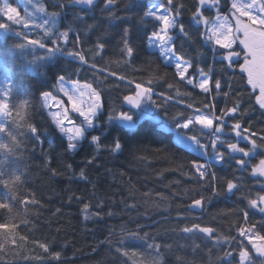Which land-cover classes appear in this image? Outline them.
Listing matches in <instances>:
<instances>
[{"label": "trees", "instance_id": "16d2710c", "mask_svg": "<svg viewBox=\"0 0 264 264\" xmlns=\"http://www.w3.org/2000/svg\"><path fill=\"white\" fill-rule=\"evenodd\" d=\"M10 1L24 11L25 7L20 0ZM38 2L44 4L48 12L57 10L52 7V0ZM175 2L185 5L179 21L193 38L189 41L180 33H174L177 50L190 59L194 66L199 64L207 70L209 65H213L214 78L221 79V89L218 92L213 87L211 94H204L199 89L180 82L175 76L174 66L166 64L158 51L148 47L147 36L153 30H158L157 23L151 18H146L148 23L142 22L148 0H116L109 7H105L103 0H96L93 8L66 4L58 20V30L64 31L71 26L74 32L80 33L81 43L75 50L83 51L89 63L80 64L79 61L57 54L58 65L57 61H53L38 69L45 74L42 78L26 67V62L33 57L44 56L45 49L28 46L23 53L13 52V44L26 41L13 35L5 37L0 33V87H5L7 82H14L15 98L31 101L32 106L28 109L25 120L38 128L43 141H36L27 127L7 124L16 135L19 146L14 154L8 156L0 150V171L21 176L23 182L18 189L20 199L13 201L14 215L18 214L16 223L19 224L20 219H26L28 223L20 224L15 230V244L0 236V242L4 243V248L0 250V264H134V261L139 264L141 259L162 260V264H223L218 257L223 256L224 251L236 248L243 239L237 232V227L246 226L243 211L249 213V223H256L257 228H260L264 214L249 208L246 197L250 195L255 198L258 193H264V178L251 175V167L264 158L260 154L264 149H257L245 171L238 170L235 160L228 157V149L223 145L219 146V150L226 153L225 162L217 163L210 147V132H200L199 125L185 131L200 137L202 144L209 145L207 155L201 156L174 139L173 129L176 128L177 121L172 117L177 113H184L185 117L193 115V109L186 106L189 103L205 113L209 109H204L203 104H214L217 114L238 103V112L224 117L226 126L222 135L232 136L231 125L239 122L243 128H249L251 132L258 134L254 137L258 143L260 137L264 136V109L257 104V91L247 84L246 74L241 73L238 66L224 68L227 61L223 65L219 62V54L213 55L214 46L201 44L198 33L204 31V27L195 25L191 19L195 0ZM220 7L219 14L229 10L226 0H221ZM216 14V8L208 10L206 7L204 10V15L209 20ZM77 15L83 19H76ZM87 25L93 27L86 30ZM14 28L32 35L19 25ZM125 28L129 29L128 39L135 50L130 63H124L128 58L121 52V38ZM35 37L43 38L47 43L48 38L44 37L43 32L38 31ZM98 38L105 44V48L99 55H94L89 49L94 50ZM73 39V32H70L69 43L63 45L61 42L62 47L73 50ZM5 48L9 49L7 57L3 53ZM91 64H96L97 67L92 68ZM54 66L66 70L61 73L65 75V79L91 83L101 93L104 104L97 122L98 127L88 130L89 138L82 141L74 152L66 150L68 141L54 127L41 106V90L57 92L52 77ZM5 68L10 69L7 81ZM110 72L142 83L150 78L162 77L154 79L153 84L148 85L154 89L153 99L162 105L160 108L152 106L150 112L159 120L145 116L132 130L123 128L117 121L110 122L108 116L113 110L115 115L121 111L130 112L134 119L140 111L132 109L123 101L124 95L132 93L134 84H128L127 80L121 81L116 76L109 75ZM190 72L199 78L194 70ZM42 79L47 83L42 84ZM168 83L175 87L168 88ZM177 88L181 94H177ZM160 92H164L166 96L161 97ZM187 92L192 95H184ZM225 92L228 96L224 95ZM178 121L182 123L183 119L178 117ZM161 123L167 127H162ZM91 135H100L102 145L111 144L114 138L119 137L122 150L111 152L105 147L97 150L90 142ZM0 140L10 143L4 133H0ZM239 144L251 147L244 140H239ZM236 155L239 158V154ZM193 159L212 165L209 172L214 171L217 180L211 182L210 178L200 179L195 175L190 163ZM89 160L92 162L88 163ZM52 169H56L58 174L54 175ZM81 170L86 179H81ZM225 178H239L240 190L235 194L214 195L212 184L223 193ZM3 192L0 188V199L3 198ZM201 196L205 198L203 207L190 208L192 200ZM25 198L28 201L34 198L37 203L21 202ZM84 204L91 206L87 213L89 219L84 218ZM95 212H99L100 216L93 215ZM109 212L112 215H108ZM7 219V213L0 210V223ZM192 223L212 227L217 230V236H232L236 240L216 244L202 233L186 234L179 231ZM128 232H138L141 236L148 233V238L132 239L127 236ZM20 236H27V241L20 240ZM34 240L48 243L50 251L44 252L33 243ZM243 242L251 249L246 240ZM152 243L161 245L159 253L147 247ZM195 245L199 247L194 251ZM118 248L141 255L124 256L117 251ZM52 252H60L61 258L53 259ZM250 254L255 264H264V257L255 255L254 250ZM234 256L238 259L236 253ZM36 257L42 259L38 260Z\"/></svg>", "mask_w": 264, "mask_h": 264}, {"label": "snow or ice", "instance_id": "6c2138e0", "mask_svg": "<svg viewBox=\"0 0 264 264\" xmlns=\"http://www.w3.org/2000/svg\"><path fill=\"white\" fill-rule=\"evenodd\" d=\"M116 0H103L105 7L113 5ZM28 4H32L34 9L40 13H44L47 19H44L42 23H37L35 16L29 13L27 7L24 9V15L20 14V11L11 6L5 0L3 6H0V33L5 37L13 35L17 38H22L26 43L17 42L11 46V51L23 53L28 46L32 48L45 49L46 54L42 57H33L32 60L26 62V67H29L38 77H43L45 74L38 71L42 65H50L53 61H57V54L71 58L72 60L79 61L80 64H88L89 61L86 58L83 51L75 50L76 46L81 43V36L79 32H74L71 26H68L66 30L59 31L57 29V20L62 16L63 10L66 4L81 5L87 8H93L96 6V0H52V7L54 10L48 12L44 4L38 3L33 4V0H27ZM221 0H195L194 10L191 12V19L197 26H203L204 31H200L199 37L201 38V44L208 43L213 45V55L219 54V62L223 65L224 61L227 64L224 68L239 67L241 73L246 74L247 84L251 86L253 90L258 89L259 94L256 95L255 100L261 109H264V0H226V6L229 11L224 15H220L221 11ZM185 5L183 3L177 4L175 0H161L159 3H152L144 12L142 22L148 23L146 18H151L158 25V30H153L150 35L147 36V41L150 47H156L162 57L165 58L164 62L174 66L175 76L178 77L180 82L191 86L193 89H199L204 94H211L213 87L217 92L221 89V79L214 78L215 71L213 65H209L207 70L204 67H200L199 64L194 66L190 59H187L184 54L178 52L175 41L174 33L178 32L187 40L192 41V35L185 29V25L179 21V17L184 10ZM207 7L208 10L211 8L217 9V16L211 22L209 17L204 15V10ZM6 17V20H3ZM76 19H83V17L77 15ZM19 25L22 28H37L43 31L44 37H47V43L44 42L43 38L30 39L26 33L16 31L14 26ZM93 25H87V29H91ZM155 27V25H154ZM56 29V31H54ZM73 32L74 39L72 43L74 45L73 50H67L62 47L69 43V34ZM129 29L123 30V36L121 38L122 48L121 52L128 59L124 63H130L131 58L134 54V48L128 39ZM55 39H52V37ZM195 42V41H193ZM52 45L49 47L48 45ZM105 48V44L100 42L99 38L95 43L94 55H99ZM239 48V50H237ZM4 55L7 57L9 49H3ZM203 55L202 53H198ZM242 57L243 62L239 63V59ZM119 63V61H117ZM58 65V61H57ZM92 68H96V64H91ZM198 73L197 78L193 72ZM10 69H4V75L6 81L8 80V73ZM66 70L59 66H54L52 71V77L55 81L54 87L58 91L63 92L68 96V102L71 105V111L78 114L82 118L81 123L77 125L74 120L69 117V108L64 107L62 113H50L53 118L55 128L60 134L67 137V151H77L78 146L82 141L87 140L88 130L95 129L98 127L99 116L102 114L104 104L101 99V93L93 88L91 83L83 85L79 84V81H73L78 87L73 89V92L78 93V98L74 99L73 95L69 94V90L64 87L65 73ZM109 75L116 76L119 80H127L128 84H134V89L131 94L124 95L123 101L131 106L132 109L140 110L137 118L130 112L121 111L118 115L110 112L108 120L117 121L119 124L126 129L132 130L137 127L139 120L144 118L150 112V106L156 108L162 107L156 100L153 99L154 89L148 85H152L154 79H162V77H154L148 79L146 82H136L135 80L128 79L124 75H118L116 72H110ZM42 84H46L47 81L41 80ZM168 88L175 87L174 84L168 83ZM177 94H181L179 88H177ZM161 97H165L164 92H160ZM184 95L191 96L192 93L187 92ZM228 96V93H224ZM87 96L88 102L86 107L82 106L85 102L78 99ZM16 97V85L14 82H7L5 87H0V120L6 121L7 123L0 122V133H4L10 140V143L0 140V150H2L5 156L12 155L15 153L19 146L16 135L13 134L12 130L7 124L15 125L17 127H27L29 132L35 138L36 141L43 143L41 140L40 132L38 128L25 120L28 113V109L32 106L29 99L18 100ZM39 97L42 100V107H49L47 101L54 97L51 91L41 90ZM171 99V97H167ZM63 102H59L57 106H61ZM147 105L148 107H146ZM187 108L193 109V115L185 117L184 113H177L172 119L176 122V127L180 129H190L196 125L201 126L199 131L203 133L205 129L210 132V147L212 149L213 158L217 163L225 162L226 153L219 150V146L223 145L228 149L227 155L231 159L235 160V164L238 166V170L242 169L247 171L249 160L252 155L256 153L257 149H264V136L260 137V142L254 138L258 134L251 132L249 128H243L239 122L231 125V131L235 133V137L238 138L236 142L222 141L220 136L217 135L224 131L226 122L224 117L230 114H236L239 110V104H234L231 108L221 110L219 114L215 112V106L211 103H204L203 108L209 109L208 113H205L201 108H197L194 104H187ZM167 115V113H166ZM178 117L183 119V122L178 121ZM71 125V127L65 126ZM181 143L187 144L191 141L196 146V150L203 151V154L207 155V148L209 145L201 144L200 137L197 135L178 137ZM244 140L251 147L240 146L239 140ZM90 142L96 146L99 150L101 147H105L111 152H117L122 150V143L119 137L113 139L111 144L102 145L100 135H91ZM190 146V145H189ZM239 154V158L237 155ZM264 156V152L260 153ZM248 158V159H245ZM92 161L89 160L88 163ZM2 163V162H0ZM192 169L195 175L200 179L210 178L211 182L217 180V175L214 171L209 172V168L213 167L208 163H201L198 159H193L191 162ZM70 168L71 165H68ZM53 174H58L56 169H52ZM251 175L258 178H264V158H261L257 164L251 167ZM7 176V178H5ZM81 179H86L84 171L80 172ZM20 175L15 173H6L0 171V188L4 190L3 198L0 199V210H3L8 215V219L5 222L0 223V236L4 240L9 241L12 244L16 243V236L14 235L15 230L19 228L20 224H27L26 219H20V223H16L18 214L14 215V204L13 201L20 199L19 185L22 183ZM259 182V181H258ZM264 183V182H262ZM223 193L212 184V191L214 195H221L232 193L240 190L239 178L224 179ZM34 197V194H33ZM247 198L248 207L251 209H257L261 214H264V193H258L255 198L250 195ZM72 197H69L71 200ZM76 199H80L76 197ZM23 203H37L35 199L28 201L26 198L22 200ZM205 202V198L201 196L198 199H193L190 208H202ZM102 205H97L101 207ZM90 204H84L82 211L85 213V219H89L87 214L90 209ZM135 207V205H131ZM59 211V209L57 210ZM95 216H100L99 212L93 213ZM108 215H112L111 212ZM249 213L243 211V221L246 226L237 227V232L243 239L237 244V247L230 250L224 251L223 256L218 259L223 264H255L251 253L254 250L259 257H264V220L260 222V228H257L256 223H249ZM179 231L186 234L202 233L207 238L213 240L216 244L227 243L232 240L235 241L236 237L232 236H217V230L202 226L199 223H192L190 226H184ZM127 236L132 239L146 240L148 233H144L143 236L138 232H128ZM20 240L27 241V236H20ZM244 240L247 241L248 245H251L249 249L245 244ZM33 243L37 244L38 247L43 249L44 252L50 251V245L48 243L34 240ZM148 248L154 249L157 253L160 252L161 245L152 243L147 245ZM165 247H171L165 245ZM199 245H195L198 248ZM4 248V243L0 242V250ZM124 256L137 257L141 254L135 251L129 253L122 248L117 249ZM234 253L238 255V259L234 256ZM51 256L55 260L61 258L60 252H52ZM36 259H42V257H36ZM177 259H180L179 257ZM134 264L136 262L134 261ZM139 264H162V260H148L141 259Z\"/></svg>", "mask_w": 264, "mask_h": 264}, {"label": "rangeland", "instance_id": "374dc122", "mask_svg": "<svg viewBox=\"0 0 264 264\" xmlns=\"http://www.w3.org/2000/svg\"><path fill=\"white\" fill-rule=\"evenodd\" d=\"M1 1H2V6H3L5 0H1ZM20 1H21V3H22L23 7H27L28 12H29V13H32V14L35 16V19H36V22H37V23H42V21H43L44 19H47V16H46L44 13H40V12L36 11V10L34 9V7H33L32 4H28V3H27V0H20ZM7 3L10 4V5L13 6V7H16V8L20 11V14H21L22 16L24 15V11H21L20 8H19L18 6H16V5H14L13 3H11L10 0H7ZM38 3H39L38 0H33V4H38ZM152 3H159V2H158L157 0H148V7H150ZM228 11H229V10H228ZM228 11H227L226 13H228ZM226 13H224V14H226ZM217 14H218V13H217ZM217 14L214 16V18H213L212 20H209V21H210V24H211V22L215 19V17L217 16ZM224 14H220V15L222 16V15H224ZM58 20H59V18H58ZM58 20H57V29H58V25H59V24H58ZM26 30H27L28 33L32 34V35H28L30 39H37L35 36H36V34L38 33V31H39V32H43L41 29L32 28V27L26 28ZM54 31H56V29H54ZM33 34H35V35H33ZM148 47H149L150 49H152V50H156V51H158V53H159L158 48H156V47H150L149 44H148ZM237 50H239V48H237ZM159 54H160V53H159ZM160 56H161V55H160ZM161 57H162V56H161ZM162 59L165 60L164 57H162ZM240 59H241V63H242V62H243L242 57H241ZM73 81H78V80H68V79H65L64 87H65L66 89H68V90H69V94H70V95H73L74 99H76V98H78V93L73 92V89H75V88L78 87V86H77L76 84H74ZM79 84H80V85H83V84H86V83H85V82H80V81H79ZM256 91H257V95H258V94H259L258 89H256ZM52 96L54 97V99L50 98V99L47 101L49 107H47V108L44 107V109H45V111H46L48 117H49L50 120H51V122L53 123V118H52V116L50 115V113H62L63 108H64V107H67V108H69V117H70L72 120H74L75 123H76L77 125H79V124L81 123L82 118H80V117L78 116L77 113L71 111V105H70L69 102H68V96H66L63 92L58 91V89H57V92H56V93L52 92ZM79 100H83L85 103H84L82 106L86 107V104H87V102H88V98H87V96H84V97L79 98V99H78V102H79ZM61 101H62L63 103L61 104V106L58 107L57 104H58L59 102H61ZM129 106H130V105H129ZM145 106L148 107L147 105H145ZM151 110H152V106H150V112H151ZM150 112H149L146 116H150V117H152V118H154V119H156V120H159L158 117H156V116H152V114H151ZM0 122H4V121H3V120H0ZM53 125H54V123H53ZM65 126H67V127H71V125H67V122H65ZM161 126L164 127V128L167 127V126L164 125L163 123H161ZM54 127H55V125H54ZM200 127H201V126H200ZM89 130H90V129H89ZM205 130H207V129H205ZM58 132H59V131H58ZM173 132H174V139H175V141H176L178 144H180V145H182V146H185V147H187V148L193 150L194 152H196L197 154H199V155H201V156H204V155H205V154H203V151H198V150H196V146H195V144H193L191 141H188L187 144H184V143H181V142H180V140L178 139V137H180L181 135H183V136H191V134L187 133V132L185 131V129H180V128H177V127H176V128L173 129ZM231 132H232V131H231ZM61 135H62V134H61ZM217 135L220 136V139H221L222 141H228V140H229V141H231V142H236V140L238 139V138L235 137V133H234V132H232V136H229V137H226V136L222 135V133H219V134H217ZM62 136L67 140V137H66V136H64V135H62ZM232 137H234V138H232ZM241 140H242V139H241ZM67 141H68V140H67ZM201 144H202V143H201ZM189 145H190V146H189ZM214 160H215V159H214ZM195 209H200V208L197 207V208H195ZM254 253H255V251H254ZM255 255H257V254L255 253ZM257 256H258V255H257Z\"/></svg>", "mask_w": 264, "mask_h": 264}]
</instances>
